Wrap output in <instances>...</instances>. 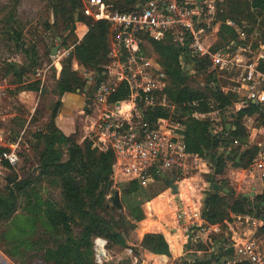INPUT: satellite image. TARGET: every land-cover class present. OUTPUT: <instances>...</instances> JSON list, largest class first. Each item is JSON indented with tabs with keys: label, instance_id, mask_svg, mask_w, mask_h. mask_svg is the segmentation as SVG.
<instances>
[{
	"label": "built area",
	"instance_id": "2783aa9c",
	"mask_svg": "<svg viewBox=\"0 0 264 264\" xmlns=\"http://www.w3.org/2000/svg\"><path fill=\"white\" fill-rule=\"evenodd\" d=\"M80 4L84 17L104 21L108 27L110 52L104 71L99 74L75 59L72 70L83 78L84 88L78 91L84 98L92 90L90 102L97 107L99 115L91 134L114 154L113 186L130 182H135L139 189L152 184L164 185L156 196L145 202L143 220L150 223L148 232L161 234L170 249L174 243L181 242L179 259L193 261L221 255L225 257L223 264H264V223L255 213L229 212L227 218L214 223L202 215L204 189L196 181L197 177L189 173L191 169L201 170L202 166L205 172L213 174V168L204 156L187 151L183 124L173 122L171 116L159 118L155 123L142 118L145 107H168L171 113L177 108L168 100L167 74L157 60L143 53V48L149 44L145 36L154 42L169 41L182 46L193 59L206 58L207 70L213 74L208 85L234 95L229 107L232 112L249 104L259 105L264 110V44L259 42L252 47L248 34L231 19L220 20L216 0H149L128 12L111 10L103 0H80ZM222 24L234 30L235 38L215 47V35ZM87 30L84 22L77 23V42ZM73 47L74 44L62 52L58 50L50 55V65L34 69L32 75L38 82L39 94L51 67L59 71L61 57H67ZM219 74L226 75V86L217 82ZM122 84L126 86L128 97L110 102V96ZM4 92L5 88L0 86V96ZM191 106L195 107V118L210 123L216 120L218 110L201 111L197 101ZM33 113L34 109L25 129ZM243 125L246 142L233 138L227 151L231 145L239 147L240 153L236 156L239 160L241 152L252 148L253 160L233 169V173L237 182L240 181L239 186L251 180L264 190V126L253 116H245ZM211 130L228 137L223 127L211 126ZM20 142L21 137L0 145V174L2 169L19 164ZM166 180H173L175 191ZM202 181L205 187L211 186L208 180ZM252 189L251 192L257 191L255 186ZM91 241L93 264H119L126 257L130 264H162L159 255L149 252L143 255L131 246L120 254H113L108 249V239L103 236H93Z\"/></svg>",
	"mask_w": 264,
	"mask_h": 264
},
{
	"label": "trees",
	"instance_id": "16d2710c",
	"mask_svg": "<svg viewBox=\"0 0 264 264\" xmlns=\"http://www.w3.org/2000/svg\"><path fill=\"white\" fill-rule=\"evenodd\" d=\"M103 1L111 10L128 12L149 0ZM51 2L54 19L52 24L49 22L46 24L47 28H56L61 23L65 27H70L71 34L76 35L77 23L84 22L88 26V30L78 42L76 37L73 50L67 57L60 59V70L57 71L55 67L51 69L57 77L53 88L57 99L54 101L47 122L42 127L39 122L37 124H34L36 123L34 121L29 123L31 127L27 129H32L34 135L33 150L36 153V163L35 168L32 167L34 174L27 175L25 179L31 181L30 176L36 179L46 178L55 182L59 188V202L49 199L40 202L46 206L41 222L43 227L41 234L45 237L42 239L43 260L52 264H93L94 252L91 243L93 236H103L112 240L110 245L122 252L127 243L125 236L134 229V226L127 222L123 223L119 230H115L112 222L101 215V212L108 210L107 195L114 190L112 189V177L115 157L112 150L94 138L92 134L79 141L75 138L76 133L65 135L56 127L54 119L61 105V96L67 92L81 90L84 85V82L72 70L71 61L73 59L99 74L104 71V67L109 61L110 52L108 27L104 21H93L84 17L80 11V0H51ZM218 12L220 13L219 17L221 16L223 20L231 19L247 34L250 29L245 27L244 20L257 22V18L262 17L259 21L264 25V0H230L227 13L220 12V10ZM76 15H78L77 21L75 20ZM74 25L75 29L73 30ZM223 33H227L231 40L235 38L234 30L224 24L221 25L220 36ZM59 38L61 37L59 36ZM145 40L149 43L150 51L157 54L160 66L167 74L168 100L181 108L183 115L187 116L183 121L177 120L183 124L185 129L184 140L187 151L204 156L213 168V176L209 179L211 186L205 193L203 201L202 215L207 221L214 223L227 218L229 212H251L261 218L264 223V205H262L264 190L254 197L253 204L257 203V206L254 207L249 205L243 196L229 201L228 198H231L232 190L227 184L220 182L221 185L229 189L227 193L212 189V183L218 182L214 177L221 175L226 166L225 154L227 161L233 160L236 166H246L253 160L254 150L252 148L241 152L239 162L236 161V156L240 153L239 147L231 145L230 150H226L225 153L218 151L222 144H226L228 147L233 138H237L240 143L246 142L247 136L243 125L245 116L255 117L259 124L264 126L263 108L256 104H249L237 112H232L229 107L233 103L234 95L230 92H222L217 86L211 88L208 85L213 74L206 69V58L193 59L188 51L169 41L154 42L148 36H145ZM260 40L264 44V33ZM62 42L64 43L63 40ZM220 45L217 44L215 47ZM144 50L145 47L143 48L144 55L150 56ZM187 66L205 74V90L193 89L187 85L189 76L187 75L189 72ZM34 89L38 91V82ZM44 90L45 86L41 94ZM127 97L128 91L122 84L110 96L109 101H122ZM194 101L198 102L197 108L201 111H209L212 108L230 111L229 115L222 116V118L224 116L228 118L226 122L224 121L223 126L224 132H228V137L227 135L221 137L219 134L213 133L207 121L193 116L195 107L191 106V103ZM143 112L142 118L151 123H155L159 118L172 116L168 107H145ZM8 168L14 169L9 166ZM8 181V186L0 190V221L10 220L15 214L19 193L26 185V181L22 178L18 180L15 173L8 178ZM124 184L121 185L124 186ZM125 188L129 194L139 190L135 182L127 183ZM130 215L135 221L142 218L140 210L138 215L132 213ZM74 225L81 227L77 235L73 231ZM148 226V222H142L136 231L137 235H140ZM140 247L143 251L154 254H169V246L164 237L154 232L144 234ZM222 258L225 257L220 255L211 258H196L193 261L179 259L177 264H223Z\"/></svg>",
	"mask_w": 264,
	"mask_h": 264
},
{
	"label": "rangeland",
	"instance_id": "374dc122",
	"mask_svg": "<svg viewBox=\"0 0 264 264\" xmlns=\"http://www.w3.org/2000/svg\"><path fill=\"white\" fill-rule=\"evenodd\" d=\"M229 1L216 0L218 10L227 13ZM51 3V0H0V86L5 88L4 95L0 96V145H7L8 142L15 141L21 137L19 146L20 162L14 169L4 168L1 170L0 190L8 186V178L13 173L17 175L18 180L22 178L26 181V185L19 193L18 207L15 214L10 220L0 221V264H52L42 258V239L45 237L41 234L43 230L41 222L44 217L43 210L46 206L40 202L46 199L59 202V188L55 182H51V180L46 178L36 179L30 176L29 179L32 178L31 181L25 179L27 175L34 174L32 167L35 168L36 163V153L33 150V145L35 144L34 135L32 134V129H27L31 127L30 125L25 129L26 123L31 116L32 109H34L31 121L36 122L34 124L39 122L42 127L47 122L54 101L57 99L53 92L57 77L51 71L52 67L46 78L45 90L42 94H39L34 89L37 82L34 80L32 71L36 66L42 67L51 64L50 55L53 47H57V51L62 52L63 49L71 46L76 40V35L71 34L70 27H65L61 23L56 28H47L46 24L48 22L52 24L54 19ZM219 15L220 13L218 18L223 21ZM261 18L258 17L257 22L253 20L243 21L245 27L250 29V31L248 30V37L252 47L261 42L260 39L264 33V25L259 21ZM74 29L75 25L73 26ZM228 39L230 37L227 33H223L222 36L218 33L215 35V45L226 43ZM149 47V45H146L144 52H147L150 57L157 60L160 64L157 54L152 50L150 51ZM62 58L65 57L62 56ZM72 63L73 60L71 61V67ZM206 66V69H208L207 62ZM188 70L187 85L193 89L205 90V74L191 67H188ZM78 77L83 81L81 76ZM217 82L220 86H226V75L219 74ZM82 88H84V85ZM212 110L217 109L212 108ZM170 114L173 122L177 120L183 121L187 117L183 115V111L179 107L173 113L170 112ZM224 114L229 115L230 111L218 110V115L215 116L216 120L212 122L213 124L207 120L205 121L210 124V127L221 129L224 126V121L228 120L225 116L222 118ZM86 115L81 112L76 129H84L83 125L86 124ZM132 120H136L134 115ZM87 121L89 120L87 119ZM35 129L38 130L36 127ZM80 137L81 135L78 131L75 138L79 141L82 140V137ZM226 150L227 145L222 144L218 152L225 153ZM224 157L226 158V166L223 169V173L215 176L214 179L218 180V183L227 184L231 188L232 196L228 198L229 201L240 196L249 195L253 186L259 189L260 186L255 185L254 181L251 180H247L245 186L244 184L239 186L240 183L238 182L240 181L237 182L233 169L241 166H236L233 160L227 161L226 154ZM236 161L239 162L237 159ZM205 171L206 169L201 166V170L191 169L189 173L197 177L195 179L203 186V193L209 191L210 186L205 187L202 180H208L207 182H209V179L213 176L212 171L208 173ZM126 184L124 186L121 184L112 185L113 191L118 190L119 195L122 197L120 199L122 208L117 209L112 205L109 196L113 192H110L107 195L108 210L101 212V215L112 222L111 224H113L115 230H119L123 223H131L134 229L125 236L127 240L126 247L131 246L136 249L137 253L144 255L140 242L136 241L138 239L136 229L140 220L135 221L130 214L138 215L140 210L142 213L141 220L144 219L143 207L145 202L148 198L156 196V193L163 189L164 185L152 184L148 188L139 189L129 194L126 191L127 188H125ZM254 197L251 198L253 201ZM80 230L81 227L79 225L73 226L75 235L79 234ZM142 234L144 236L145 232L142 231L140 235ZM111 241L108 240V249L112 250L113 254H120L121 252L117 248L110 245Z\"/></svg>",
	"mask_w": 264,
	"mask_h": 264
},
{
	"label": "crops",
	"instance_id": "0c3cea01",
	"mask_svg": "<svg viewBox=\"0 0 264 264\" xmlns=\"http://www.w3.org/2000/svg\"><path fill=\"white\" fill-rule=\"evenodd\" d=\"M84 100H85L84 96L78 90L75 92L64 93L61 96V98H60L61 105H60L58 113L54 119V122H55L56 127L59 128L65 135H71L74 133L77 134V132L79 131V134L82 137V138L81 137L80 138L83 139L92 133L93 125L96 122L99 114L96 113V112H98L97 107L93 106L91 104V102L89 105V110L84 111V113L87 114L86 118L89 121H87V119H85L86 124L83 125L84 129H76V124H77L78 118L81 116V112H82L83 107H84ZM91 108H92V110H91ZM156 185H158V184H156ZM256 189H257V187H256ZM262 191H263L262 187L260 186L259 189H257V191L255 192V196L257 194L262 193ZM119 197L121 199V195H119ZM252 202H253V200H252ZM142 222H149V221L148 220L144 221L143 219L140 220L138 223L139 224L138 227H140V224ZM149 225H150V223H149ZM138 227H137V229H138ZM137 229H136V231H137ZM148 229H149V226L147 227V229L145 231L143 230V232L147 233L149 231ZM137 236H138V239L136 241H139L141 244L143 234L137 235ZM180 250H181V242H176L171 246V249L169 248V254H167V255L156 254V255L160 256V258L162 259V264H164L167 261L174 263V264H177L179 261L178 255L180 254ZM144 252H147V251H144ZM152 254H154V253H152ZM149 256H152V255H149Z\"/></svg>",
	"mask_w": 264,
	"mask_h": 264
},
{
	"label": "water",
	"instance_id": "95a60500",
	"mask_svg": "<svg viewBox=\"0 0 264 264\" xmlns=\"http://www.w3.org/2000/svg\"><path fill=\"white\" fill-rule=\"evenodd\" d=\"M197 1H201V0H197ZM78 15L75 16V20L77 21ZM57 52V47H53V49L51 50V55L55 54ZM92 98V90L89 92L88 96L86 97V99L84 100V107H83V111H88L89 110V105H90V99ZM228 128V125H227ZM168 185H171V187L173 188V190H176V186L173 184V180H166ZM212 189L214 191H223L225 193L229 192V189L227 187H224L223 185H221L218 182H214L212 183ZM254 190V189H252ZM255 196L254 191H252L249 195H245L244 198L247 199V202L249 205H253L254 207L257 206V203L252 202V197ZM112 205L117 208V209H121L122 205L120 203V197H119V191L115 190L113 191V193L109 196ZM262 205H264V203H262ZM119 264H130V259L129 257L123 258Z\"/></svg>",
	"mask_w": 264,
	"mask_h": 264
},
{
	"label": "bare ground",
	"instance_id": "6f19581e",
	"mask_svg": "<svg viewBox=\"0 0 264 264\" xmlns=\"http://www.w3.org/2000/svg\"><path fill=\"white\" fill-rule=\"evenodd\" d=\"M148 225H149V222H148Z\"/></svg>",
	"mask_w": 264,
	"mask_h": 264
}]
</instances>
